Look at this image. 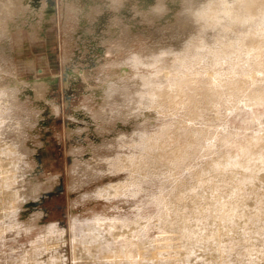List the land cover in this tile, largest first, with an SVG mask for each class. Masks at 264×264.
Masks as SVG:
<instances>
[{"label":"rangeland","instance_id":"1","mask_svg":"<svg viewBox=\"0 0 264 264\" xmlns=\"http://www.w3.org/2000/svg\"><path fill=\"white\" fill-rule=\"evenodd\" d=\"M0 264H264V0H0Z\"/></svg>","mask_w":264,"mask_h":264},{"label":"bare ground","instance_id":"2","mask_svg":"<svg viewBox=\"0 0 264 264\" xmlns=\"http://www.w3.org/2000/svg\"><path fill=\"white\" fill-rule=\"evenodd\" d=\"M18 37H19V36H18ZM32 64H33L32 61H27V62H25V65H28V66H30V67H33Z\"/></svg>","mask_w":264,"mask_h":264}]
</instances>
